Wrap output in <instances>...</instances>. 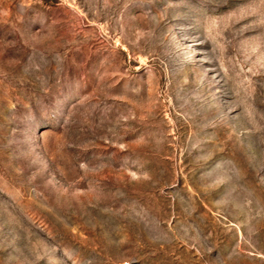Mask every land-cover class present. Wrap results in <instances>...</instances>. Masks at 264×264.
Instances as JSON below:
<instances>
[{
	"label": "rangeland",
	"instance_id": "obj_1",
	"mask_svg": "<svg viewBox=\"0 0 264 264\" xmlns=\"http://www.w3.org/2000/svg\"><path fill=\"white\" fill-rule=\"evenodd\" d=\"M0 264H264V0H0Z\"/></svg>",
	"mask_w": 264,
	"mask_h": 264
}]
</instances>
